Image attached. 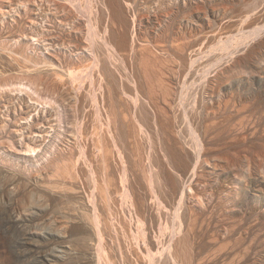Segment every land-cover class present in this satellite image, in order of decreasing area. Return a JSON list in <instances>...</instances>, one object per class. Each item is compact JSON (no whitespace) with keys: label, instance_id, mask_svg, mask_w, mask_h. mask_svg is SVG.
<instances>
[{"label":"rangeland","instance_id":"rangeland-1","mask_svg":"<svg viewBox=\"0 0 264 264\" xmlns=\"http://www.w3.org/2000/svg\"><path fill=\"white\" fill-rule=\"evenodd\" d=\"M262 26L264 0H0V264H264Z\"/></svg>","mask_w":264,"mask_h":264},{"label":"bare ground","instance_id":"bare-ground-1","mask_svg":"<svg viewBox=\"0 0 264 264\" xmlns=\"http://www.w3.org/2000/svg\"><path fill=\"white\" fill-rule=\"evenodd\" d=\"M123 12V11H121ZM124 14V13H123ZM264 33V26L257 28V30L254 32V36L257 38L260 36V34ZM250 35V34H249ZM254 37V38H255ZM252 40V39H251Z\"/></svg>","mask_w":264,"mask_h":264}]
</instances>
